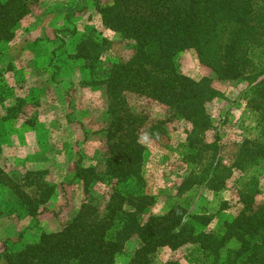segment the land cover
<instances>
[{
  "label": "trees",
  "instance_id": "trees-1",
  "mask_svg": "<svg viewBox=\"0 0 264 264\" xmlns=\"http://www.w3.org/2000/svg\"><path fill=\"white\" fill-rule=\"evenodd\" d=\"M33 1L37 0H0V44L13 38L15 26L29 14ZM96 10L104 27L134 44L131 57L112 63L95 82L108 99L106 125L101 129L106 147L103 171H98L97 164L75 162L74 179L84 190L95 182H109L108 198L101 211L82 202L59 231L41 233L17 251L4 248L0 258L6 264H115L126 242L136 235L140 245L126 264H154L152 255L159 248L177 249L189 243L197 244L203 264H264V203L254 206V188H239V210L216 231L200 228L210 223L211 214H189L178 203L142 220L155 197L142 191L145 148L138 142L139 132L146 126L145 131L154 137L163 121L146 125L148 116L136 111L126 95L134 93L163 104L190 124L186 142L193 151L184 160L203 170L184 178L179 192L200 186L222 189L232 166L244 168L264 157V141L242 145L233 165L222 166L214 161L216 143L203 142L212 126L205 106L218 95L214 79L247 80L249 106L264 118V70H257L253 57L255 50L264 48V0H110L97 3ZM109 47L107 37L91 30L70 56L82 59L93 72ZM185 49H194L213 77L193 79L180 73L174 56ZM208 148L214 150L211 158L206 155ZM42 175L40 170L28 171L21 183L0 169V187L9 188L35 216L54 193V186L44 182ZM23 185L36 186V194L29 195ZM221 208H227V202ZM232 242L237 245L229 247ZM163 264L180 263L167 260Z\"/></svg>",
  "mask_w": 264,
  "mask_h": 264
},
{
  "label": "rangeland",
  "instance_id": "rangeland-1",
  "mask_svg": "<svg viewBox=\"0 0 264 264\" xmlns=\"http://www.w3.org/2000/svg\"><path fill=\"white\" fill-rule=\"evenodd\" d=\"M109 1H33L29 14L15 26L13 38L0 44V169L21 183L26 172L40 170L42 180L54 186L53 195L38 207L35 216L9 188L0 187V252L4 248L17 251L41 233L59 231L82 202H90L101 211L108 198L109 182H95L84 190L74 179V168L80 159L82 165L97 164L98 171H103L106 147L101 129L106 125L108 99L103 87L95 82L104 77L112 63L127 60L134 53L131 40L102 25L96 4ZM91 30L110 40L93 72L82 59L70 56L76 43ZM253 57L257 70H264V48L255 50ZM174 61L180 73L193 79L213 77L194 49L179 51ZM212 85L218 95L205 106L212 126L203 135V142H215L214 161L232 166L242 145L264 141V118L249 106L251 85L247 80L214 79ZM126 95L136 111L148 116L146 125L163 121L150 142L143 144L146 185L142 191L152 194L155 203L142 220L178 203L189 214H211L210 223L200 228L216 231L239 210V188H254L255 207L264 203V157L244 168L232 166V174L220 190L200 186L179 192L184 178L203 170V166L184 160V155L193 151L186 142L190 124L163 104L134 93ZM145 130L146 126L140 129L139 136ZM206 155L211 158L214 150L208 148ZM22 188L29 195L36 194L34 185ZM224 202L227 208L222 209ZM139 245L134 235L116 256L115 264H126ZM152 259L154 264L204 261L197 244L191 243L177 249L159 248ZM0 264L6 262L0 258Z\"/></svg>",
  "mask_w": 264,
  "mask_h": 264
},
{
  "label": "clouds",
  "instance_id": "clouds-1",
  "mask_svg": "<svg viewBox=\"0 0 264 264\" xmlns=\"http://www.w3.org/2000/svg\"><path fill=\"white\" fill-rule=\"evenodd\" d=\"M138 142L142 143V144H147L148 142H150V134L145 132L142 133L139 137H138Z\"/></svg>",
  "mask_w": 264,
  "mask_h": 264
},
{
  "label": "crops",
  "instance_id": "crops-1",
  "mask_svg": "<svg viewBox=\"0 0 264 264\" xmlns=\"http://www.w3.org/2000/svg\"><path fill=\"white\" fill-rule=\"evenodd\" d=\"M24 18H25V17H24ZM24 18H23V19H24ZM23 19H22V20H23ZM22 20H21V21H22ZM21 21H20V22H21Z\"/></svg>",
  "mask_w": 264,
  "mask_h": 264
}]
</instances>
